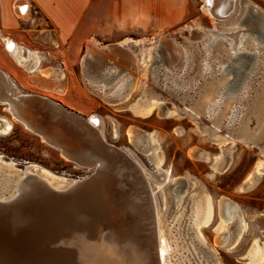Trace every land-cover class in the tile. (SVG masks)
Segmentation results:
<instances>
[{"label":"rangeland","instance_id":"rangeland-1","mask_svg":"<svg viewBox=\"0 0 264 264\" xmlns=\"http://www.w3.org/2000/svg\"><path fill=\"white\" fill-rule=\"evenodd\" d=\"M187 1L190 18L181 27L151 37H133L126 44L125 49L128 51L123 52L130 57L125 59L126 65L118 63L120 72L116 73L115 79L110 80V84L118 83L119 80L131 81L126 99L113 102L105 99L108 90L105 95L95 91L99 86L95 79L106 67L103 63L93 64L89 69L82 67L86 45L76 66L72 69L66 65V77L61 76L62 86L56 88L55 84L48 85L50 87L47 90L40 87L39 82L43 80L50 83L53 77L41 78L36 73L29 74L18 67L4 50L0 37V61L14 72L9 76L4 73L6 82L15 95L31 94L46 98L84 119L92 114L97 115L101 120L100 131L105 141L127 150L150 171H154V164L146 155L148 144L143 134L154 133L159 141L158 161L162 169L168 170L170 177L184 179V183L178 186L179 190H186L180 195V202L172 201L173 195L169 189L175 186L170 187V184H167L169 188L158 190L156 194V205L168 242L171 240V245H178L180 252L177 257L183 264H264V177H260L252 188L242 189L246 179L252 175L256 161L264 159V55L261 61L254 63L251 80L247 79L242 91L238 92L243 100L238 101L236 96L226 94L223 96L224 101L208 117L206 104L216 99L220 85L232 79V73L224 77L215 73L205 79L197 74L204 58L203 42L219 34L227 36L239 32L240 35L244 33L248 44L254 35L247 29V11H238L234 16L231 15L226 24H220L202 11L203 0ZM241 2L248 3L252 9L255 7L264 15V0ZM23 17L18 15V18ZM238 23L236 29L229 30L230 25L236 26ZM26 28V25L21 24L17 31L30 41H39V26L30 31ZM161 36L163 44L157 49L158 52H152L153 59L149 62L152 55L148 48ZM134 41H140L139 45L135 46ZM109 44L94 43V46L102 48ZM169 44L173 48L176 46L180 57H171V52L168 53ZM208 46L213 56L210 59L212 67L215 65L214 58L219 64L221 62L229 67L240 65L234 61L238 57L230 58L224 40L209 43ZM184 49L190 57L189 65L182 75L183 81L178 77L175 80L180 85L188 84V90L186 92L178 87V93H171L166 86V78L169 70L174 72V76L176 73L182 74L186 66ZM58 61L60 59L43 58L39 68L49 70L46 68L55 66ZM193 81L196 87L189 86ZM244 91L247 93L242 95ZM234 105L236 112L230 120ZM144 109L150 110L142 116ZM2 119L11 123V130L8 133L0 130L1 156L17 164H35L38 166L35 172L38 176L63 178L64 182L59 179L60 187L70 180L84 179L94 172L93 167L80 166L63 158L58 149L44 143L14 121L0 105V128L4 125ZM129 127L140 132L139 139L134 143L128 140ZM114 130L116 137L113 136ZM15 174L14 169L0 166V180L6 179L8 193L13 191ZM221 197L227 198L242 212L246 229L237 233V221L234 219L222 236L223 243L215 244L216 231L220 224L224 226L217 214V201Z\"/></svg>","mask_w":264,"mask_h":264},{"label":"bare ground","instance_id":"bare-ground-1","mask_svg":"<svg viewBox=\"0 0 264 264\" xmlns=\"http://www.w3.org/2000/svg\"><path fill=\"white\" fill-rule=\"evenodd\" d=\"M241 1L242 0H203V5L201 7L202 11L208 14L211 20L213 19L220 24H226V22L230 20L229 18H231V15L234 16L238 11L240 13L247 11L248 18H246V23H249L247 29L249 33L254 35L251 37V40H249L248 44L246 43L247 38L244 37V33L240 35L239 32H232L227 34V36L219 34L212 38L210 37L208 42L207 40L203 42L202 50L204 52V58H202V63L198 67L197 74L202 79H205V77L212 76L215 73H217L219 77H224L232 73V79H229L223 86L220 85V89L217 88L219 92L216 99L206 104L207 107L205 110H209L208 117L211 116L209 113H214L216 108L224 101L223 96L226 94L236 96L238 101L243 100L240 94L238 95V92L242 91V88H244L243 83H245L247 79L248 81L251 80L252 76H250V74L254 70V63L259 62L261 56L264 55V15L260 13V11L254 9L255 7L252 9L248 3ZM243 3H245V6H243ZM26 6L27 5H24V8H26ZM21 11L24 12V9ZM234 25L228 26L230 28L229 30L236 29L239 23L236 24V26ZM261 25L262 29L260 30ZM161 38L163 37L157 38L158 40H156L155 44L148 48L150 50V55L161 47L160 45L163 42ZM1 40L3 41L4 50L19 67L23 68L28 73H36L42 78L53 77L51 69L42 70L39 68L41 58L36 51L28 50L6 37H3ZM219 40H224L227 44L230 58L238 57V59L234 61L239 62V66L229 67L221 64V62L219 64V61L214 58L215 67H212L210 59L213 56L209 51L208 44L212 42L216 43ZM139 43L140 41L133 42L135 46L139 45ZM85 48L86 53L81 62L84 69H89L93 64L97 63H103L106 67L105 70L101 71L99 77L95 79L99 84L95 91L100 95H105L106 90H108L109 94L107 93L108 96H106L105 99L113 102L126 99L129 95L130 90L128 91V85L131 81L119 80L118 83L110 84V80L115 79L120 72L118 63H124L125 59L127 60V57H130L128 53L126 54L123 52L128 50L119 45H107L102 48H97L94 46L93 42H88ZM168 50V53L171 52V57L181 56L176 46L174 48L171 46ZM124 53L126 54V58ZM183 53L186 54V66L181 72L182 74L179 75L178 73L177 75L176 73L174 76L172 70H169L170 75L167 73L169 76L167 75L166 78V86L170 89L171 93H178L180 89H185L186 92L188 90V84L181 83L180 85L176 83L175 80V78L178 77L181 79L180 81H183L182 75L187 71V66L189 65L188 61L190 57L188 51L184 49ZM151 59H153V55L150 57L149 62ZM124 65H126V63H124ZM126 74L125 72V76ZM125 76L123 75V78ZM195 85L196 83L193 81L189 86L196 87ZM178 87L180 89H178ZM245 93L247 92L244 91L241 94L244 95ZM26 97H29L28 94L15 95L12 88L6 82V75L0 71V105L3 106V109L8 112L14 121L20 123L26 130L37 135L44 143H47L49 138L48 131L44 130V126L33 118L25 105L27 101L30 102ZM238 106L240 108L241 103ZM235 107L236 105H234L232 113L234 111L236 112V110H234ZM239 108L238 110L240 111ZM54 109L56 112L59 111L58 106L54 105ZM149 110L150 109H144L141 115L145 116ZM235 112L231 115L230 120L235 115ZM84 123L95 138L105 141L100 131L101 120L97 115H89L84 119ZM0 130L4 133H8L11 130V123L4 121V125ZM143 135H145L146 143L148 144V149L146 150L148 154L146 155L151 159L150 161L153 162L154 171L146 169L130 152L131 155L127 150L121 148L132 160L133 164H124L122 167L115 170V174L117 176L122 172H130L135 182L129 187L126 186V183L122 180H113L112 186L114 188L108 193L103 184H96V186L95 184L92 186L90 185L86 195L81 197V201L77 200L76 202L72 200L73 202L67 205L68 214L65 219L59 222L60 233L55 239V243L59 249L58 257L61 264H183V261L177 257V254L180 252L177 247L178 245H171V240L170 243L168 242L167 234L164 231L156 205V194L158 190L169 188V186H175L172 190L169 189L173 195L172 201L180 202V195L186 190H179L178 186L180 183H184V179L182 177H170L169 171L162 169L158 161L160 150L159 141L154 133H144ZM113 136L116 137L115 130ZM127 136L128 140L134 143L139 139L140 132L133 127H129ZM60 153L63 154L62 152ZM108 155L111 156L110 154ZM3 158L4 157L0 155V166L15 170L13 167L14 162L10 160L6 163L3 161ZM65 159L68 160L66 157ZM29 167L32 169V172H28V174H19V172L15 170L16 181L12 193H8L5 182L6 179L0 180V209L17 207L23 200L32 195L40 197V190L43 192L48 190V192L67 195L75 193V191L83 185L81 182L82 179H76L70 180L60 187L61 184L59 183V179L64 182L63 178L55 176H51L52 178L49 176L41 177L35 173L38 166L29 164ZM94 171L96 173L94 176L96 179L105 176L109 172L108 169H104L103 165L99 162L96 164ZM260 177H264V159H258L256 161L253 167V173L246 179V183L242 186V189L248 190L252 188ZM167 184L170 185L167 186ZM176 195L178 198H176ZM59 209H61V207ZM217 214L224 226L222 227V224H220L221 226H219V229L216 231L217 237L214 241L215 244L223 243V240L221 241L222 236L226 234L228 226L234 219L237 221V233H241L246 229V222L242 212L227 198L221 197L218 199ZM173 241L174 243L176 242L175 240Z\"/></svg>","mask_w":264,"mask_h":264},{"label":"crops","instance_id":"crops-1","mask_svg":"<svg viewBox=\"0 0 264 264\" xmlns=\"http://www.w3.org/2000/svg\"><path fill=\"white\" fill-rule=\"evenodd\" d=\"M24 5L30 13L18 18L21 10L25 11ZM189 18L187 0H0V37L36 51L41 58L39 65L43 58L60 59L46 68L53 72L52 82H39L43 89L52 84L57 88L62 86L66 67L76 66L88 42L125 48L133 37L173 31ZM21 24L27 31L39 26V41L20 34L17 28ZM0 70L7 76L14 74L2 61Z\"/></svg>","mask_w":264,"mask_h":264},{"label":"water","instance_id":"water-1","mask_svg":"<svg viewBox=\"0 0 264 264\" xmlns=\"http://www.w3.org/2000/svg\"><path fill=\"white\" fill-rule=\"evenodd\" d=\"M28 96L26 98L30 102L25 105L33 118L48 131L46 144L58 149L64 158L77 165L95 170L99 162L109 171L99 179L94 177V171L82 179L83 185L75 193L66 195L40 190V197L32 195L17 207L0 209V264H61L55 239L60 233L59 222L68 214L67 205L72 200L81 201L93 184H103L107 193L114 188L113 180H122L131 187L135 182L132 174L122 172L116 176L115 170L133 163L121 148L95 138L84 118L60 106L56 112L54 104L46 98ZM3 161L7 163L10 160L4 157ZM13 167L19 174L32 172L28 163H13Z\"/></svg>","mask_w":264,"mask_h":264},{"label":"built area","instance_id":"built-area-1","mask_svg":"<svg viewBox=\"0 0 264 264\" xmlns=\"http://www.w3.org/2000/svg\"><path fill=\"white\" fill-rule=\"evenodd\" d=\"M27 13H30V9L27 10V7H26L24 12L19 13L20 14L19 16H25Z\"/></svg>","mask_w":264,"mask_h":264}]
</instances>
